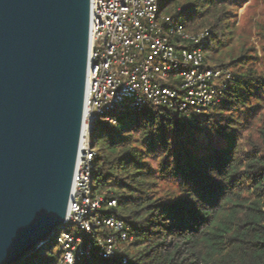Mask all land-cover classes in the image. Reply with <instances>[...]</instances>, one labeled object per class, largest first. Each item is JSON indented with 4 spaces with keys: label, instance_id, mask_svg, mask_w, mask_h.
<instances>
[{
    "label": "trees",
    "instance_id": "trees-1",
    "mask_svg": "<svg viewBox=\"0 0 264 264\" xmlns=\"http://www.w3.org/2000/svg\"><path fill=\"white\" fill-rule=\"evenodd\" d=\"M249 1L161 0L187 31L209 32L205 65L229 85L205 112L148 104L96 122L94 191L117 200L101 212L123 219L129 239L114 259L79 264H264V60L235 44ZM101 229L86 242L112 233ZM59 235L18 264H62Z\"/></svg>",
    "mask_w": 264,
    "mask_h": 264
},
{
    "label": "water",
    "instance_id": "water-1",
    "mask_svg": "<svg viewBox=\"0 0 264 264\" xmlns=\"http://www.w3.org/2000/svg\"><path fill=\"white\" fill-rule=\"evenodd\" d=\"M91 5L0 0V264H18L47 246L69 218L86 114Z\"/></svg>",
    "mask_w": 264,
    "mask_h": 264
},
{
    "label": "built area",
    "instance_id": "built-area-1",
    "mask_svg": "<svg viewBox=\"0 0 264 264\" xmlns=\"http://www.w3.org/2000/svg\"><path fill=\"white\" fill-rule=\"evenodd\" d=\"M161 0H92L90 63L82 147L69 218L57 242L62 264L82 259L112 260L119 241H128L125 221L103 215L117 207L94 191L96 122L117 124L118 110L142 111L148 104L205 112L218 106L231 74L205 65L202 43L209 32L187 31L177 17L162 12ZM181 11V10H180ZM109 228L108 237L86 242V235ZM123 264H128L124 257Z\"/></svg>",
    "mask_w": 264,
    "mask_h": 264
},
{
    "label": "rangeland",
    "instance_id": "rangeland-1",
    "mask_svg": "<svg viewBox=\"0 0 264 264\" xmlns=\"http://www.w3.org/2000/svg\"><path fill=\"white\" fill-rule=\"evenodd\" d=\"M163 5L164 3L161 2V9ZM237 13L238 24L235 44L245 43L248 48L256 49L259 57L264 60V0H250L242 5ZM250 53L254 54L255 52L251 51ZM94 140L95 131L92 134V141L95 143Z\"/></svg>",
    "mask_w": 264,
    "mask_h": 264
}]
</instances>
